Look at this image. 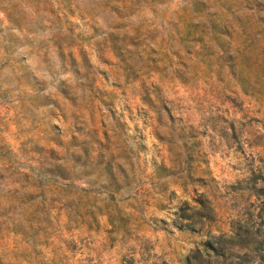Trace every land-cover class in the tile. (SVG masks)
<instances>
[{
  "label": "rangeland",
  "instance_id": "1",
  "mask_svg": "<svg viewBox=\"0 0 264 264\" xmlns=\"http://www.w3.org/2000/svg\"><path fill=\"white\" fill-rule=\"evenodd\" d=\"M263 210L264 0H0V264H186Z\"/></svg>",
  "mask_w": 264,
  "mask_h": 264
},
{
  "label": "trees",
  "instance_id": "2",
  "mask_svg": "<svg viewBox=\"0 0 264 264\" xmlns=\"http://www.w3.org/2000/svg\"><path fill=\"white\" fill-rule=\"evenodd\" d=\"M183 177L184 179L191 177L190 172L185 169ZM98 186L104 191H109L106 184H98ZM199 205L200 209H204V211L192 210L187 202H183V205L179 206L178 216L191 218L184 222L185 227L192 228L194 214L204 215L205 219L208 211L211 210V206H207L203 202H200ZM186 209L190 211H186ZM256 217L260 218L257 221L255 218H246L242 221L241 229L238 226L227 236H223V233L219 232L213 234L212 238L205 239L201 242L204 251L195 250L187 257L186 264H264V210L262 213L259 212ZM218 256L220 259L217 258Z\"/></svg>",
  "mask_w": 264,
  "mask_h": 264
}]
</instances>
